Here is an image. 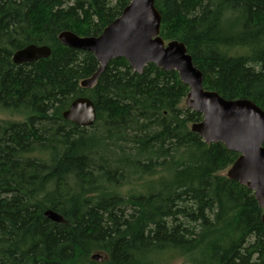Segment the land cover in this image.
Wrapping results in <instances>:
<instances>
[{
  "label": "trees",
  "instance_id": "1",
  "mask_svg": "<svg viewBox=\"0 0 264 264\" xmlns=\"http://www.w3.org/2000/svg\"><path fill=\"white\" fill-rule=\"evenodd\" d=\"M155 1L161 36L186 44L206 89L264 109V0ZM129 3L0 0V107L26 114L0 121V264H264V209L224 174L239 153L192 130L203 115L177 71L116 58L81 86L99 63L60 33L98 36ZM28 44L51 55L14 63ZM81 96L89 127L63 117Z\"/></svg>",
  "mask_w": 264,
  "mask_h": 264
},
{
  "label": "water",
  "instance_id": "2",
  "mask_svg": "<svg viewBox=\"0 0 264 264\" xmlns=\"http://www.w3.org/2000/svg\"><path fill=\"white\" fill-rule=\"evenodd\" d=\"M161 23L162 15L155 0H130L121 15L100 35L80 36L65 30L59 39L66 46L92 52L96 57L98 69L81 82L86 88L93 87L108 63L116 58H125L140 74L150 63L163 70L177 71L190 89L187 107L203 115L201 121L192 125V130L207 143L221 142L239 153L226 174L252 190L264 209V109L248 98L227 99L217 91L206 89L203 72L194 64L186 44L177 39L166 42L160 34ZM51 51L48 45L28 44L14 52L13 61L32 62L49 57ZM63 117L89 127L97 119L96 106L90 98L81 96L72 101ZM45 216L55 222L64 220L52 209H47ZM92 258L101 261L103 255L94 253Z\"/></svg>",
  "mask_w": 264,
  "mask_h": 264
},
{
  "label": "rangeland",
  "instance_id": "3",
  "mask_svg": "<svg viewBox=\"0 0 264 264\" xmlns=\"http://www.w3.org/2000/svg\"><path fill=\"white\" fill-rule=\"evenodd\" d=\"M186 104V100L184 101V105ZM26 114L14 112L10 110H6L0 107V121H19L25 119ZM227 173L225 170L224 174ZM142 187V183L135 184V185H128L121 188L122 193H130L132 191H138ZM101 253V252H100ZM103 258H106V255L101 253ZM165 262V263H164ZM163 264H188L190 263L187 258L185 257H176V256H169L164 260Z\"/></svg>",
  "mask_w": 264,
  "mask_h": 264
}]
</instances>
